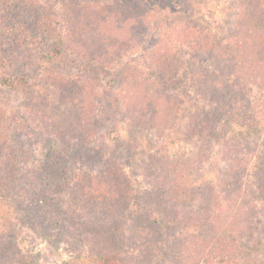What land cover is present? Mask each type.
Masks as SVG:
<instances>
[{
    "label": "rangeland",
    "instance_id": "rangeland-1",
    "mask_svg": "<svg viewBox=\"0 0 264 264\" xmlns=\"http://www.w3.org/2000/svg\"><path fill=\"white\" fill-rule=\"evenodd\" d=\"M131 1L0 0V264H264V67L255 62L264 45L239 23L243 0H168L169 10L135 14L133 25L122 17ZM48 6L60 51L57 34L35 26ZM81 20L93 30L88 55L74 41ZM135 27L136 49L101 53L106 31L120 38ZM236 72L246 78L235 82ZM80 93L91 103L84 111L94 109L84 144L70 135L75 122L58 117L64 96ZM199 118L210 122L200 132ZM110 166L130 193L111 230L88 221L82 196L98 192L87 183L80 194L76 181ZM222 206L235 228L213 243L228 246L194 253L198 222L175 228V213L215 221Z\"/></svg>",
    "mask_w": 264,
    "mask_h": 264
},
{
    "label": "trees",
    "instance_id": "trees-1",
    "mask_svg": "<svg viewBox=\"0 0 264 264\" xmlns=\"http://www.w3.org/2000/svg\"><path fill=\"white\" fill-rule=\"evenodd\" d=\"M167 1L168 0H132L130 4L125 6V9H124V7L122 8L123 9L122 17H124L126 15V19H127V16L129 17V19H131L132 25L134 24L133 23L134 21L136 24V19H138V18L135 17V14L141 15L140 18L147 20L146 16L148 15V13H154V12H157L160 10H165V9L169 10L168 6H165L164 8L162 6V4L164 2H167ZM173 1L175 3H178L180 0H173ZM247 5H249V7ZM87 7L88 6H85L84 9H87ZM241 8H242L241 11L242 12L244 11V16L239 17V23L242 25V27H246V31H248L250 34H252L254 36L255 41L262 40V44L264 45V0H243V4L241 5ZM114 9L117 12H121V10L119 11V9L116 7ZM129 9H131V12H132V14H130V15L127 14ZM40 13L42 14L41 23L39 24V20L37 22L35 21V23H36L35 26L37 28L42 29L43 32L48 33V36H51L53 33L57 34V36H58L57 37V43L54 45L55 50H56V47L58 48V43L61 41V39H60V35H59V28L57 26V22L54 20L53 10L51 9V7L48 6V8H46L44 11L42 10V12H40ZM114 13H115V11L112 12V15L109 13L106 20H109L110 22H112V20H113L112 16L114 15ZM83 14H84V17H86V15L89 16V12L86 13V10L83 11ZM132 15H134V18H131ZM83 20H81L79 23L82 24ZM128 22L129 21H127L124 25L128 24ZM83 24L78 25L80 29L77 28V31L73 33L74 36L75 35L77 36V37H74V39H76L74 41H76L75 43L79 47L86 48L88 50V53L86 55H88L89 53H92L91 51L95 48L94 47L95 45L92 44L93 33L91 31H93V30L90 29L89 27H87L86 25H83ZM85 27H86V29H84ZM135 29H136V27L128 33H125L122 30H119L118 34H119L120 38H118L113 32H111L109 30L106 31V33H104V34H106L105 39L103 40V45L105 46V48L103 49V52H101V53L106 54V51H109V49L112 46L120 47L121 49H123L125 51L136 49V47L138 46L137 34H140V33L135 31ZM217 45H218L219 50L221 51L222 47L220 46V43H217ZM58 50L60 51V47L58 48ZM213 53H216V52H213L211 50L210 54L213 55V57H214ZM99 54H100V52H99ZM99 54H98V56H99ZM59 55H60V52L55 54L56 57ZM101 57H102V54H100V56L97 57L98 60H101ZM255 62H256V67H258L259 69H261V67L263 68L264 67V65H263L264 55L260 54L259 58L256 59ZM231 73L234 74V70ZM231 73L230 74L228 73L225 75L223 84L227 83L231 79V77H232ZM235 74H236L235 78H234L235 82H237L238 80H240V78L243 77V72H240V73L236 72ZM76 78H78V81L83 80L81 77H76ZM243 78H246V77H243ZM245 81H249V80L245 79ZM13 83H15V82H13ZM9 85L13 86V84H9ZM133 92H134V89H132L130 86H127V88L125 90L126 98L129 99L130 95L133 94ZM234 92H236V91H233L230 94L232 96H234V94H233ZM210 94H212V93H210ZM87 97H88V99L85 98L84 93L83 94H81V93L76 94L74 97L64 96V98L62 99V107L64 108V111H61V113L58 115V117L61 118L62 121H65L68 117V118L72 119L73 122H75L74 124H76L75 125L76 127L74 128V130L71 127L69 128V130L72 131V133L70 135H71V137L78 140V143H82V144L88 142L87 139L89 137H92V135H93V132H92L93 129L91 128V125L93 122L94 114L90 115V113L94 109H91V111L89 109V112H86L88 110L84 111V109H83V106H85L88 109V106L91 105L90 100H89V96H87ZM134 98H135V96H134ZM132 103H133V101H132ZM65 109H66V112H65ZM140 109H141V105L139 107V110ZM137 115H138V107L136 109V116ZM57 122H59V120ZM84 125H85V127H84ZM208 126H210L209 121L200 119V122L196 127L197 128L196 131L200 132L203 129L207 128ZM62 129L64 132L63 135H66L67 126H66V129L65 128H62ZM71 137L69 138V140H73ZM76 140H73V141H76ZM46 141H48V140H46ZM0 154L4 155V153H0ZM40 154H42V152ZM39 156L40 155H38L37 157H39ZM49 163L52 164L51 162H49ZM232 163L234 165L237 164L235 161ZM0 164H3V161ZM195 165L197 166V163H194V166ZM164 166H168L167 162H164V164L160 165L159 168H156L157 166H154V168L152 167L149 170H150V172H153L154 169L155 170L161 169ZM169 166H170V164H169ZM156 177H157L156 178V181H157L159 179V177L161 178L163 176L158 175ZM76 181H78L77 186H78V192L80 194L82 193L80 191L81 187L83 189V194H84V190H85L87 183H91L92 185L96 186L95 189L98 192L97 196H94L91 198H86L85 195H83V196L81 195L84 198V202H87V206L89 204V207H91V209H92L91 216L89 217L90 220L88 219V221H90L92 226H94L95 228H102L105 225L107 229L111 230L113 224L107 225L106 222L110 221V223L114 222V224H116L118 222V220L120 219V217H125L127 209H126V207H123V206L129 204L130 193L128 191V184H127V181H126L124 175L120 172L119 169H116L115 166L112 168L110 166V168L105 169L99 175H89V174L80 175L76 179ZM167 185H168L167 183L162 184V186L164 188L163 191L166 192L167 194H171L172 191H165V190H167V187H168ZM155 186L157 188L155 189V191L153 190L154 191L153 197H155L154 195L156 192H157V194H159L162 191L159 189L157 184ZM152 187H153V185H152ZM230 187L231 186L229 184L222 182V186L220 188V194L223 195L224 199L226 198L227 200H230L231 201L230 204H232L233 202L236 203L235 194H236L237 190L234 189L233 187L232 188H230ZM238 191H240V188H238ZM76 193H77V190H76ZM121 205H122V207H121ZM175 210H178V209L175 208ZM184 210L179 209V211H177L175 213V216L173 217L172 221L174 220L173 222H174L175 228H178L182 224H184V223H182L183 221H185V222L189 221V223L194 224V227H195V221L198 222L197 229H199L198 232H199L200 236L193 235L191 238V241H190V242H192V244L190 243L192 245V247L190 249L194 253L197 254V252H199L201 250H202V252L204 251V253H208V252L212 253L213 252L212 249H216V248L220 247V249L222 250L223 248H226L228 246L227 243H224L222 246L219 244L213 243L215 241V239H218V237L223 236L226 231L229 232L230 231L229 229L235 228V227L230 226L228 224V222H227L228 218H227V214H226L227 211L223 208V206H222V209H220L222 214H218L217 216H214V218H216L215 221L204 220L203 214H201V215L198 214L199 211L192 212L190 215H188L189 213L185 214ZM210 216H213V215L211 214V215H209V217ZM186 217H188V218H186ZM94 236H96V235H94ZM103 238L104 237L102 236V237H99L97 239L96 246H100L101 245L100 243L102 241H104V242H102L104 244L107 243V242H105V240H103ZM181 243L183 244V242H181ZM97 249H100V247Z\"/></svg>",
    "mask_w": 264,
    "mask_h": 264
}]
</instances>
